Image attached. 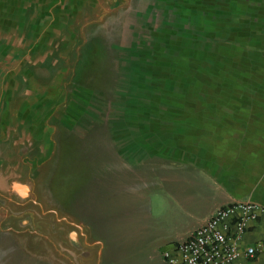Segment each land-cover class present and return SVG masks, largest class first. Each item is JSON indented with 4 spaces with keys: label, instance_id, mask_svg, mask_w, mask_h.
I'll return each instance as SVG.
<instances>
[{
    "label": "rangeland",
    "instance_id": "1",
    "mask_svg": "<svg viewBox=\"0 0 264 264\" xmlns=\"http://www.w3.org/2000/svg\"><path fill=\"white\" fill-rule=\"evenodd\" d=\"M255 1L127 0L77 26L34 30L33 44L19 28L17 44H0L47 65L69 57L67 75L55 77L12 76L3 72L25 61L0 59L1 147L36 148L17 163L2 156V166L48 212L49 233L72 251L66 262L75 233L96 263H167L189 211L170 162L150 152L154 126L167 136L214 110L208 102L264 101V12Z\"/></svg>",
    "mask_w": 264,
    "mask_h": 264
},
{
    "label": "crops",
    "instance_id": "2",
    "mask_svg": "<svg viewBox=\"0 0 264 264\" xmlns=\"http://www.w3.org/2000/svg\"><path fill=\"white\" fill-rule=\"evenodd\" d=\"M255 2L260 4V11L264 12V0ZM126 3L127 0H0V31L8 30L6 33L3 31L7 42H1L3 36L0 35V44H17L13 38L17 28L28 29L27 32L23 31L26 34L24 43L33 44L34 35L31 34H34V30L39 32L44 28L66 29L74 24L77 26L92 14L102 11L113 13L115 8ZM47 36H44L43 42H49L51 36ZM16 51L17 46L0 48V59H23L25 62L22 65L27 66L18 68L14 62L13 67L7 68L11 71L3 73L12 76L67 75V56L63 59L58 57L65 63L62 61L53 66L52 63L47 65L44 62L46 56L37 63L39 57L32 50L22 53V56H18ZM8 91L12 89L8 88ZM207 104L210 105L203 107L214 110L206 111V115L203 112L191 119L186 118L192 121L184 122L175 131L172 129L167 136H162L159 126H154L152 133L153 146L150 152L156 158L170 162V173L181 180L182 195L179 196V202L190 214L185 215L188 227L174 241L168 242L170 247L186 240L220 207L236 202L264 206V101L227 100ZM14 135H7L5 141L14 140ZM1 144L0 130V264H151L96 263L97 251L82 250L75 233L72 237L77 251L66 262L64 254L70 249L65 247L61 235L49 233L48 212L43 211L41 202L30 195V188L26 184L19 185L22 188L25 186L24 193L18 190V182L13 181L2 166V156L9 163H17L19 154L33 157L36 148L30 145L31 149L23 151L22 147H18L17 140L7 148L2 149ZM256 242H264V227L261 224L253 225L242 239L243 246ZM95 244L100 243L96 241ZM245 264H264V253Z\"/></svg>",
    "mask_w": 264,
    "mask_h": 264
},
{
    "label": "built area",
    "instance_id": "3",
    "mask_svg": "<svg viewBox=\"0 0 264 264\" xmlns=\"http://www.w3.org/2000/svg\"><path fill=\"white\" fill-rule=\"evenodd\" d=\"M255 224L264 227V206L236 202L218 208L184 241L172 244L168 264H245L264 253V242L242 245Z\"/></svg>",
    "mask_w": 264,
    "mask_h": 264
}]
</instances>
